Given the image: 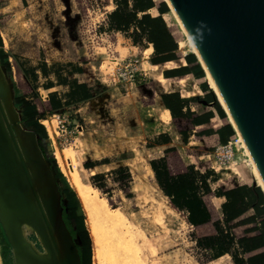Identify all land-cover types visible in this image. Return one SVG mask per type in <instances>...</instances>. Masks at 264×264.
Returning <instances> with one entry per match:
<instances>
[{
	"label": "rangeland",
	"instance_id": "obj_1",
	"mask_svg": "<svg viewBox=\"0 0 264 264\" xmlns=\"http://www.w3.org/2000/svg\"><path fill=\"white\" fill-rule=\"evenodd\" d=\"M154 1L157 4L162 0ZM113 7L112 0H0L1 47L8 57L10 70H6L1 63L0 69L2 68L4 72L3 77L9 87L11 100L14 101V98L20 95H25L30 99L33 94H37V97L33 99L40 106L38 99L44 100L50 93H56L62 99L64 103L61 109L47 113L40 120L45 127L49 141L50 149L46 153L47 157H53L61 171L52 148H56L61 155L63 150H68L74 168L86 185L96 187L112 207L122 209L125 215H128L129 219L143 231L148 241L154 243V240H160V244H154L156 248L154 256H151L147 249L145 251L149 264H159L157 246H160L162 250L173 243L185 246L199 259H206L211 252L190 243L189 236L192 237L198 232L187 227L183 222L182 213L175 212L168 207L166 199L160 195L155 185H153L156 201L154 203H156L155 206L160 204L161 208L160 206L158 209L155 208L151 199H145L141 201L142 203L135 200V193L142 183L136 181L133 188L131 175L125 169L119 168L120 163L117 160L122 154H113L107 160L110 165L95 167L96 170L90 173H87L83 166L87 160V163L91 162L90 158L83 155L78 159L76 154L80 149L77 147L79 143L75 138L81 130L85 131L87 128V123L83 122V116L90 111L93 101L80 100L77 92L79 89H73V81L85 83L92 95L104 91L105 88L119 85L123 89V86L136 82L148 100L152 97V90L157 89L159 93L160 87L155 79L156 76L163 69L185 64L183 57L190 52L193 53V46L189 44L187 35L169 8L163 17L166 18L168 28L177 41L178 59L156 65L154 70L150 69L148 62L152 52L148 53L145 50L149 44L142 43L134 48L129 38L109 29L106 14ZM149 13L157 15L155 8H151ZM15 15H19L21 21L15 19ZM129 58L137 59V68L144 73V75H137L134 82H130V72L123 67L124 62ZM31 72L36 74L35 78L32 77ZM158 76L161 84L167 85H162L164 90L171 88L179 90L183 95L182 98L192 106L193 109L189 107L190 110L196 113L198 112L195 109L201 110L200 104L194 103L197 96L195 88L196 85L204 82V75L197 77L190 73L167 78L168 80L160 74ZM207 88L211 90L208 85ZM20 118V123L25 126L21 115ZM176 124L183 126L186 122L178 120ZM210 124L214 126L213 121ZM25 128L29 129L26 126ZM25 128L22 127L26 130ZM209 144L204 151L205 156L198 160L201 169L214 173L216 179H221L219 184L224 187L237 183L245 184V182L250 185L255 184L248 156L242 148L234 154L233 159L226 164L225 168L216 166L215 171L211 168V161L215 147L220 143L217 139H213ZM137 150L140 151L136 149L135 152ZM139 151L135 155L142 156L148 162L143 149L142 152ZM62 162L64 165L67 164L65 159ZM61 173L63 174L62 171ZM97 173H99L98 177L91 181V176ZM65 179L68 181L66 176ZM151 179L152 174L147 178L150 184ZM57 180L58 188L61 190L63 181L61 178ZM245 227L238 225L237 222L232 223L231 232L235 236L240 235ZM164 239L170 240L162 243L161 240ZM23 246L24 251L21 252L24 257L20 254L17 256L19 255L27 264H34L27 258L28 255L37 258L30 253L32 250L40 254L45 253V247L32 232L23 239ZM6 262L7 264H19L13 255L11 246ZM93 262L91 248V264ZM0 264H2L1 257Z\"/></svg>",
	"mask_w": 264,
	"mask_h": 264
},
{
	"label": "water",
	"instance_id": "obj_2",
	"mask_svg": "<svg viewBox=\"0 0 264 264\" xmlns=\"http://www.w3.org/2000/svg\"><path fill=\"white\" fill-rule=\"evenodd\" d=\"M163 1L184 27L198 63L213 80L234 126L221 108L264 185V0ZM4 79V96L0 93V225L14 256H23L19 231L27 222L42 234L46 230L55 250L52 264H81L78 240L62 218L54 170L34 130L20 123ZM22 127L26 129L24 146L17 141ZM27 258L34 264H51L31 255Z\"/></svg>",
	"mask_w": 264,
	"mask_h": 264
},
{
	"label": "trees",
	"instance_id": "obj_3",
	"mask_svg": "<svg viewBox=\"0 0 264 264\" xmlns=\"http://www.w3.org/2000/svg\"><path fill=\"white\" fill-rule=\"evenodd\" d=\"M112 3L113 9L106 14V23L109 29L122 33L135 46L142 43L151 44L153 51L152 56L149 58L150 64L161 65L178 59L177 41L169 30L166 19L163 18V14L169 10L163 0L157 4L154 0H112ZM151 8L156 9L157 15L149 13ZM1 43L0 38V63L9 71L8 57L2 50ZM183 60L185 62L183 65L164 69L162 71L163 76L171 78L190 73L197 77L204 75V71L194 53L186 54ZM31 75L34 78L36 77L34 72H31ZM72 84L73 89H79L77 92L80 100L91 97L85 83L73 81ZM199 87L202 91H205V94L202 98H198V101L202 104L211 103L221 119L222 125L217 130L207 128L198 131L196 135L217 134L218 141L226 143L235 136V132L226 119V115L213 91L208 90L207 83L204 81L200 83ZM33 97H37V94H33L30 99L25 95H20L16 96L13 102L19 110L24 125L36 133L38 144L54 170L55 177L61 178L63 181V187L60 190L63 207L62 218L72 236L78 240L77 248L81 264H91V242L85 227V216L81 203L75 191L59 170L55 159L51 156L47 157L46 153L50 149L48 136L45 127L40 123V120L47 113H53L61 109L64 102L56 93H50L46 99H38L39 106L34 102ZM160 98L163 105L169 110L175 124L178 123V120H185L186 124L183 126L176 124L184 141H186L188 133L192 129H195L198 125L208 123L213 117V111L211 110L203 113L190 110L188 103L181 97L179 92L163 93ZM159 139L164 142L169 140L165 135H161ZM168 151L166 150L167 153H171V150ZM149 163L157 185L169 198L170 204L175 209L186 212L187 222L198 232L192 235V239L197 247L211 252L209 254L210 259L229 253L234 264H264V194L260 187L242 184L227 189L217 188L212 190L209 181L216 180V175L209 170L201 173L194 169L192 165L170 170L165 157L152 159ZM90 165L84 164V168ZM85 170L87 173L95 171L94 168H85ZM97 175L99 174L91 176V181L98 177ZM211 195L225 198V201L221 204L222 220L210 222V213L205 197ZM248 210L252 211L251 215L237 220ZM233 222L246 226L240 237H236L231 232ZM9 253L10 245L0 225V257L2 264H7L6 257Z\"/></svg>",
	"mask_w": 264,
	"mask_h": 264
},
{
	"label": "crops",
	"instance_id": "obj_4",
	"mask_svg": "<svg viewBox=\"0 0 264 264\" xmlns=\"http://www.w3.org/2000/svg\"><path fill=\"white\" fill-rule=\"evenodd\" d=\"M132 46L137 48L133 44ZM145 50L148 53H151L153 51L152 45L149 44ZM148 65L152 70L156 68V65H152L149 62ZM162 71L159 73L160 76L168 80L163 76ZM158 75L155 79L160 87L159 93L157 89L152 90V97L148 100L146 94L142 91L141 87L136 84V82L123 86L124 90L121 89L119 85H116L111 88H105L104 91H100L96 95H92L89 91L91 97L86 99V101H93V104L86 116H83V122L87 123V128L85 131L81 130L75 138V140L79 143L77 147L80 149L76 152L78 159H80L81 156L83 157V155L90 158L89 160L91 162L87 163V160L84 164L87 163L91 165L85 168H94L96 170L98 167H104L105 165L108 166L110 163L109 161L107 162V160L110 156L116 153L118 155L122 154V156H120L117 160L118 163H120L118 166L120 169H125L127 173L131 175V185H133L134 188L136 184V180L134 178L135 174L131 172L127 161L135 157L136 152L139 151L137 150L135 152L136 149H140L139 152H142L143 149V152L147 155L148 162L152 159L165 157L170 170L181 166L192 165L194 169L201 173L205 171V169H201L198 165V160H201L205 156L204 151L207 147H209L211 140L213 141V139H217L218 141V136L217 134L203 136L196 135V129L204 130L211 128L213 130H217L222 125V121L213 109L211 103L202 104L198 101V98H202L205 94V91L200 89L199 83L195 88L197 96L195 97L196 99L194 103L200 104L201 110L194 109L198 113L211 110L213 111V117L208 123L198 125L195 129H192V131L188 133L186 141H184L176 127V124L173 122L171 115L169 120L164 121L161 114L162 111L167 108L163 105L160 95L174 91L179 92V90L173 88L164 90L162 85L166 84H161L159 81L160 77ZM180 95L181 97L183 96L182 94ZM188 106L192 108L191 105ZM211 121L214 122V126H211ZM161 135L167 136L169 139L168 142L160 141L159 137ZM133 141H137L138 143ZM133 145H137V148L132 147ZM166 150H171V153H167ZM123 162L126 163V165ZM220 180L221 179L209 181L210 188L212 190L217 188L227 189L237 185H242V183H237L224 187L219 184ZM151 184L155 185V187L159 190L160 195L166 199V202L169 205L168 207L171 210L182 213L183 222L187 225V227L193 228V226H191L186 220V212L183 210L178 211L170 204L169 198L157 185L153 171ZM245 184L250 185L248 182H245ZM215 185H218V187H215ZM205 199L210 213V222L222 220L221 204L225 201V198L223 196L211 195L209 197H205ZM251 214L252 211L248 210L237 220ZM241 235L242 234L237 235L236 237H240ZM189 239L191 244L196 245L192 237L189 236ZM168 240L170 239H164L161 241L162 243H165ZM153 242L155 245L160 244L159 239H156ZM159 247L160 246H157L159 264H234L229 253H224L215 259H210L209 256L206 259H199L194 256L188 248L180 245L179 243H173L167 248H162V250Z\"/></svg>",
	"mask_w": 264,
	"mask_h": 264
},
{
	"label": "bare ground",
	"instance_id": "obj_5",
	"mask_svg": "<svg viewBox=\"0 0 264 264\" xmlns=\"http://www.w3.org/2000/svg\"><path fill=\"white\" fill-rule=\"evenodd\" d=\"M172 14L176 17L175 19L181 26L183 32L187 35L184 27L181 22L177 18L176 14L170 7ZM19 15H15V19L19 18ZM165 18V17H164ZM166 19V18H165ZM18 21V20H17ZM21 21V20H20ZM186 37V36H185ZM189 44L193 46L191 40L187 35ZM182 44V42H180ZM179 43V44H180ZM180 46V45H179ZM192 51H195L194 46L192 47ZM2 70L0 69V93L1 97L4 96V85L1 80H3ZM205 81L208 84V87L213 91L215 97L220 104V106L226 111L229 122L233 125V122L227 112V109L224 105V102L213 82L208 72L204 71ZM4 110L7 111L8 107L6 102H2ZM162 119L164 121L169 120L170 112L168 109H164L162 111ZM234 126V125H233ZM20 137L17 138L18 142L24 146V129L19 130ZM21 140V141H20ZM23 141V142H22ZM135 142V141H133ZM137 142V141H136ZM135 142V143H136ZM138 143V142H137ZM244 146V143H243ZM21 147V146H20ZM136 147V146H132ZM245 148V146H244ZM53 152L56 154V159L60 166L61 171L66 176L69 184L75 191L79 201L81 203L83 213L85 216V226L89 233V237L91 239V248L94 262L93 264H149L146 257V249L151 253V256L155 255L154 244L151 241H148L146 235L143 231L135 225L122 209L112 207L106 200L105 196H103L96 188L93 186H86L82 179L79 177L74 165L71 161V155L68 150H63L61 153L57 151L56 148H52ZM245 153L248 156L249 163L252 168V175L255 181V184L262 188L264 191V185L258 174L254 163L248 154V151L245 148ZM54 154V155H55ZM66 160L67 164H63V160ZM124 163V162H123ZM126 165V163H124ZM131 172L135 174L136 181L141 182L142 184L140 189L135 193V200L143 201L145 199H151L153 206L158 209L161 205L155 206L154 203V188L153 184H150L147 180L148 176L152 174V169L149 166V162H147L142 156L135 155L130 161H127ZM156 202V201H155ZM158 202V201H157ZM142 203V202H141ZM34 233L39 241L45 247V253L40 254L38 251L32 250L30 253L35 255L37 258H40L43 262H49L52 264V260L55 259V250L54 246L50 241V238L45 230V232L40 233L33 228L32 225L24 222L21 226V230L19 231V237L21 240L25 238L28 233ZM32 247V246H31ZM33 248V247H32ZM16 260L19 264H27L22 261L21 257L15 255ZM20 257V258H19ZM31 260V259H29ZM27 260L28 262H30ZM151 264V263H150Z\"/></svg>",
	"mask_w": 264,
	"mask_h": 264
},
{
	"label": "built area",
	"instance_id": "obj_6",
	"mask_svg": "<svg viewBox=\"0 0 264 264\" xmlns=\"http://www.w3.org/2000/svg\"><path fill=\"white\" fill-rule=\"evenodd\" d=\"M137 59L129 58L124 62V69L128 70L130 72V82L136 81L137 75H144V73H141V69L137 68ZM235 132V136L232 137L230 140H228L226 143H220L215 147V150L213 152V160L211 161V168H213L216 171V166L219 168H225L226 164L230 162L234 154L238 152L240 148L245 150L243 146V141L239 134Z\"/></svg>",
	"mask_w": 264,
	"mask_h": 264
}]
</instances>
